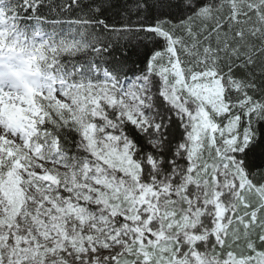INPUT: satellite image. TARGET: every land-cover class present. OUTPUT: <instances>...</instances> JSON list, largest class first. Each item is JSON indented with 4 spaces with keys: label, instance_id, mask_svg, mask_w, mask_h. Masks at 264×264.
Segmentation results:
<instances>
[{
    "label": "snow or ice",
    "instance_id": "obj_1",
    "mask_svg": "<svg viewBox=\"0 0 264 264\" xmlns=\"http://www.w3.org/2000/svg\"><path fill=\"white\" fill-rule=\"evenodd\" d=\"M262 24L264 0H0V264H264Z\"/></svg>",
    "mask_w": 264,
    "mask_h": 264
},
{
    "label": "rangeland",
    "instance_id": "obj_2",
    "mask_svg": "<svg viewBox=\"0 0 264 264\" xmlns=\"http://www.w3.org/2000/svg\"><path fill=\"white\" fill-rule=\"evenodd\" d=\"M249 3V0H241L240 5L241 7L246 6ZM256 22V16L253 14L252 15V19L251 21H249V25H253ZM264 25V24H262ZM10 26V25H8ZM5 26V27H8ZM259 27H261V25H259ZM4 28L0 27V32H3ZM12 39L9 38V36H4V37H0V44H5L7 43L8 45L12 44ZM18 52H9V51H4L3 53H0V83H2L1 78H5V79H10L9 75H7V69L12 70V69H20L22 67V65H20V60L23 58L20 54V49H18ZM40 61H42L40 59V57L38 56H34L32 58V65H34V70L35 71H40ZM7 75V76H6ZM7 81L5 85L11 84L13 82V79L10 80H5Z\"/></svg>",
    "mask_w": 264,
    "mask_h": 264
},
{
    "label": "trees",
    "instance_id": "obj_3",
    "mask_svg": "<svg viewBox=\"0 0 264 264\" xmlns=\"http://www.w3.org/2000/svg\"><path fill=\"white\" fill-rule=\"evenodd\" d=\"M54 2H55V3H60V0H54ZM236 2H237V4H238V6H239L241 0H236ZM40 11H43V9H40ZM44 12H45L46 15L48 14L47 10H44ZM23 14L26 15V11H25V13H23ZM9 15H11V13H9ZM10 17H11V16H10ZM198 23H200V22H198ZM206 23H207L208 25H212V24L215 23V21H214L213 19L209 18V19L206 21ZM250 26H251V25H247V26H245L246 31H247V28L250 27ZM261 28H264V25H261ZM249 40L252 41V42H255V41H254V38H252V37H249ZM141 67H142V65H141Z\"/></svg>",
    "mask_w": 264,
    "mask_h": 264
},
{
    "label": "bare ground",
    "instance_id": "obj_4",
    "mask_svg": "<svg viewBox=\"0 0 264 264\" xmlns=\"http://www.w3.org/2000/svg\"><path fill=\"white\" fill-rule=\"evenodd\" d=\"M9 78L12 79L11 75H9ZM3 79H4V80H3ZM10 79L1 78V80H3V81H2V84H6L7 81H5V80H10Z\"/></svg>",
    "mask_w": 264,
    "mask_h": 264
}]
</instances>
